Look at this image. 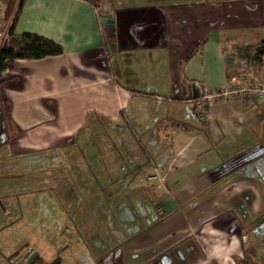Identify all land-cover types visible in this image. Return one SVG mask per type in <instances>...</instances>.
<instances>
[{
	"label": "crops",
	"instance_id": "0c3cea01",
	"mask_svg": "<svg viewBox=\"0 0 264 264\" xmlns=\"http://www.w3.org/2000/svg\"><path fill=\"white\" fill-rule=\"evenodd\" d=\"M95 1L25 0L14 32L54 41L63 52L17 58L0 79L12 122L7 130L0 117L1 165L52 151L58 164L69 159L77 167L76 146L84 152L85 171L71 181L78 216L111 209L129 222L127 238L96 264H264V98L211 96L231 78L241 81L237 75L264 80V65L238 72L248 65L241 42L256 47L264 36L228 34L264 17L242 0ZM110 124L144 139L125 142L119 162L95 139L113 133L104 129ZM144 172L154 178L142 180ZM66 186L65 177L54 181L57 199H70ZM35 249L53 251L44 243Z\"/></svg>",
	"mask_w": 264,
	"mask_h": 264
},
{
	"label": "rangeland",
	"instance_id": "374dc122",
	"mask_svg": "<svg viewBox=\"0 0 264 264\" xmlns=\"http://www.w3.org/2000/svg\"><path fill=\"white\" fill-rule=\"evenodd\" d=\"M242 1L245 5L253 9L256 8L255 13L258 18L264 17V13L261 11L264 8V3L261 4V0ZM4 4L5 0H0V35L4 34L8 27V22L3 18ZM229 33L233 35L237 33V36L242 35L241 38H238L240 40L245 37L247 40L256 41L264 36V22L228 29ZM250 44L241 42L239 46L242 59L248 62V65L244 62L238 72L243 71V68L247 69L250 63H252V70H255L256 62L262 67L264 65V59L257 57L256 47L254 44ZM237 77L241 80V85L244 86L260 81L258 74H254L246 82H242L240 75ZM218 89L216 88V91ZM224 96L233 97L234 95ZM0 117L2 118L1 114ZM9 129L11 130V128ZM104 129L111 130L113 133L108 134L105 138L97 137L95 139L101 144L100 147L108 148L104 145L111 147L109 155L115 153L119 156L115 162L123 160L118 151L126 146L125 142L144 143L143 138L133 136L127 138V128L121 125L113 128L110 124ZM119 135L121 136L119 137ZM160 140H162V146H169L168 139ZM159 147L161 148L160 144ZM76 148L75 160L80 163L77 167L73 166L76 161L69 159L58 164L52 155L48 156L52 151L19 154L17 157H13L14 159H7L5 165L4 163L1 165L0 161V264H96V258L102 251L108 247L114 248L127 238L129 222L117 211L106 209L107 213L102 216L85 213L83 216H78L79 202L75 201V186L71 184V181L75 179V176H80L85 171L82 166L86 157L81 149L77 146ZM8 156L9 154L6 157ZM26 164H29L27 165L29 169H26ZM149 173H142L140 178L142 180L144 177L153 179L154 177ZM31 174H35V176L44 174L48 181L42 185L37 182L38 177H35L36 181L32 180ZM59 177H65L67 180L66 187L70 198L67 201L57 199V195L51 190L52 184ZM121 188H116V199L121 197L119 196L122 192ZM163 194L167 196L168 191L167 194ZM104 203L111 205L107 200ZM1 204L11 213L3 210ZM26 205L33 206V210L30 209L28 212ZM84 206L88 207L87 202L84 203ZM89 208L91 207L89 206ZM66 213L69 215V222L66 221ZM78 220L82 222V226ZM71 226H74L76 230L75 237H72ZM135 242L142 243L136 240ZM40 243L53 247V251L43 256L38 252V249H35L36 245ZM115 243L117 244L115 245ZM258 252L261 255L264 253L263 249ZM151 264H159V260L155 259Z\"/></svg>",
	"mask_w": 264,
	"mask_h": 264
},
{
	"label": "trees",
	"instance_id": "16d2710c",
	"mask_svg": "<svg viewBox=\"0 0 264 264\" xmlns=\"http://www.w3.org/2000/svg\"><path fill=\"white\" fill-rule=\"evenodd\" d=\"M89 1L92 4L97 5L95 0ZM24 2L25 0H5L3 18L8 22V27L6 32L0 35V78L2 75H5L6 71L13 68L14 61L17 58L37 59L48 55H57L63 52L61 45L54 41L33 33L16 34L14 32V27ZM195 51L197 50L194 49L187 58L191 57ZM255 51L257 52V57L264 59V40L256 46ZM187 58H185V60ZM256 64L259 65L257 62ZM260 82L264 85V80H260ZM126 89L131 93L150 95V93H144L134 88ZM42 103L50 110H55V104H50V101L47 98H44ZM0 108L3 124L5 128L9 130L12 126L9 114V102L5 100L0 101ZM229 161H226V164H223L222 166H227L233 162Z\"/></svg>",
	"mask_w": 264,
	"mask_h": 264
},
{
	"label": "built area",
	"instance_id": "2783aa9c",
	"mask_svg": "<svg viewBox=\"0 0 264 264\" xmlns=\"http://www.w3.org/2000/svg\"><path fill=\"white\" fill-rule=\"evenodd\" d=\"M231 85L219 89L211 96H224V95H235V94H250L254 97L264 98V85L260 81L251 82L249 85H241L240 81L236 78H231Z\"/></svg>",
	"mask_w": 264,
	"mask_h": 264
}]
</instances>
